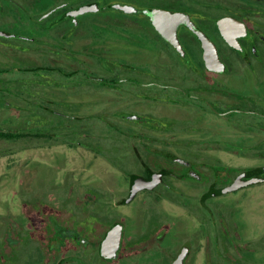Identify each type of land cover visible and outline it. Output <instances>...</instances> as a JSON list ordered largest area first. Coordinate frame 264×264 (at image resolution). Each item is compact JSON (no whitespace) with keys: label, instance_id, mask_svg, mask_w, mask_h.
<instances>
[{"label":"flooded vegetation","instance_id":"af4514ba","mask_svg":"<svg viewBox=\"0 0 264 264\" xmlns=\"http://www.w3.org/2000/svg\"><path fill=\"white\" fill-rule=\"evenodd\" d=\"M185 18L224 69L207 67ZM214 126L264 134V0H0V183L17 179L0 191V264H264V230L211 205L264 185V164L200 159L264 151V138L236 143ZM73 146L99 159L94 181L55 173ZM31 165L42 185L25 190ZM238 176L261 180L219 192ZM141 182L154 184L133 191Z\"/></svg>","mask_w":264,"mask_h":264},{"label":"rangeland","instance_id":"374dc122","mask_svg":"<svg viewBox=\"0 0 264 264\" xmlns=\"http://www.w3.org/2000/svg\"><path fill=\"white\" fill-rule=\"evenodd\" d=\"M236 106L251 108V110L255 111L261 110L259 106ZM213 128L214 129H211V133L212 135H215L214 137L231 138L233 142L245 145H254L264 138V134L252 133L251 131L246 132L241 130V128L237 129L232 127V129L229 131V134H223L226 130L220 128L219 126H214ZM199 137L201 138V136ZM56 149H63V147L59 148L57 146ZM200 154L202 155L200 157L202 160L213 162L218 159L221 163L232 167L242 168L264 164V151L247 149L241 151L209 150L200 152ZM44 155L46 156V154ZM33 157L34 155H31V151H25L23 153L15 154V156L11 157V159H32ZM55 161L56 164L54 170L57 176H63L64 174H68L70 176H87L89 178L87 179L88 181H94V179L97 177V174L95 173V175L93 171H98L100 166L98 158H93L89 153L85 152L84 149L77 146H73L71 149H65V152L57 151L55 154ZM86 161L89 162V170L84 169ZM34 166L35 165H31V167L27 170V180L25 179L23 183L25 190H28L29 186L35 187L38 185L40 188L42 185V183H40V175L43 176L44 171H39V169L36 167L37 173H34ZM2 169L3 168H1V170ZM26 169V167L23 168L24 171ZM119 175L121 176L120 173ZM34 176L37 177L36 181H34ZM14 177H7V179L1 182L0 191L11 193L12 191L16 190L17 179ZM82 177L81 180L87 181ZM63 181L64 177L60 182ZM9 196L10 195L7 196V199L1 201L7 204L8 211L15 212L17 209V200L15 198H10ZM164 204L167 208L173 209L176 212L179 210V207L172 202L164 201ZM211 205L216 212V217H223L224 221L228 224H232L233 226L236 224L237 227H239L240 224L242 225L246 221L248 222L249 232L252 229L258 230L261 228L264 230V185H259L240 190L236 193L215 197V199L212 200ZM239 234L240 233L238 232L235 237L233 233L227 232L225 237H227V239H239ZM262 242L264 243V239H262L261 243Z\"/></svg>","mask_w":264,"mask_h":264},{"label":"water","instance_id":"95a60500","mask_svg":"<svg viewBox=\"0 0 264 264\" xmlns=\"http://www.w3.org/2000/svg\"><path fill=\"white\" fill-rule=\"evenodd\" d=\"M122 9H124L125 11H128V7L127 6H123L120 7ZM85 10V8H83V11ZM181 22L186 23L198 36L199 40L201 41L202 47H203V58L205 61V64L207 65V67L209 68H213L215 70H222L224 69V64L223 62L220 60L219 55L217 53V49L216 46L213 44V42L200 30H198L196 28V26L188 19L185 18V20L181 19ZM155 26L158 28V30L160 32H162V34L168 39L170 40L172 43L176 44V40L170 35L168 34L162 27L160 24L155 22ZM221 66V67H220ZM258 180V178L255 179H251V180H242L240 178V176H238L230 185L221 188L219 190V192L224 193V192H229V191H233V190H237L239 188H241L242 186H245L247 184L256 182ZM135 183H139L138 180H135ZM154 183L153 182H141V184L137 187V186H132L133 187V191H136L138 188L140 187H151ZM135 187V188H134ZM116 226H114L109 233L107 234V237L105 239V248L109 247L112 248L110 245L113 241H118L120 239V233H117L116 230ZM182 261L181 256H179V260L177 262H175L174 264H180Z\"/></svg>","mask_w":264,"mask_h":264}]
</instances>
